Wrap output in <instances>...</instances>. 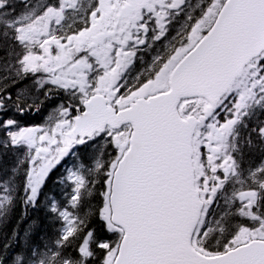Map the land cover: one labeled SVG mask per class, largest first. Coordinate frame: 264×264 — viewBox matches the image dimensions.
Segmentation results:
<instances>
[{"label": "snow or ice", "instance_id": "obj_1", "mask_svg": "<svg viewBox=\"0 0 264 264\" xmlns=\"http://www.w3.org/2000/svg\"><path fill=\"white\" fill-rule=\"evenodd\" d=\"M9 153L0 221L61 228L0 264H264V0H0Z\"/></svg>", "mask_w": 264, "mask_h": 264}, {"label": "trees", "instance_id": "obj_2", "mask_svg": "<svg viewBox=\"0 0 264 264\" xmlns=\"http://www.w3.org/2000/svg\"><path fill=\"white\" fill-rule=\"evenodd\" d=\"M245 152L246 159L252 163L258 162V150H251L250 155H248L249 150L246 149ZM12 163L13 159L9 153L0 160V172ZM60 228L61 224L49 216L43 208L26 210L23 203L18 200L7 217L0 221V246L10 243L12 248L19 253H24L34 246L43 248L53 243Z\"/></svg>", "mask_w": 264, "mask_h": 264}, {"label": "flooded vegetation", "instance_id": "obj_3", "mask_svg": "<svg viewBox=\"0 0 264 264\" xmlns=\"http://www.w3.org/2000/svg\"><path fill=\"white\" fill-rule=\"evenodd\" d=\"M36 0H9V3L12 8L15 9L16 14H19L21 12H24L27 10V6L35 3ZM191 3H196L197 0H190ZM178 27V25H177ZM174 34V33H173ZM162 45H157V48H161ZM140 55L143 57V61H138L136 64V71H142L148 64L151 63V59L154 55H156L155 51L151 52H142ZM133 75H135V72H133ZM30 81H24L22 84L17 85L16 87L22 88L25 85H29ZM15 91V89H13ZM48 112V109L43 110L40 114L36 116H28L26 118V122L32 123V124H38L44 117V115Z\"/></svg>", "mask_w": 264, "mask_h": 264}]
</instances>
